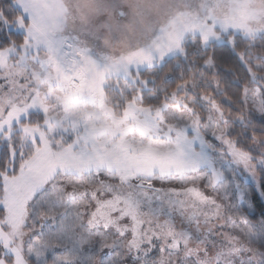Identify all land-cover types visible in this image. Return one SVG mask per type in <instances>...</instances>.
Segmentation results:
<instances>
[{
    "label": "snow or ice",
    "instance_id": "obj_1",
    "mask_svg": "<svg viewBox=\"0 0 264 264\" xmlns=\"http://www.w3.org/2000/svg\"><path fill=\"white\" fill-rule=\"evenodd\" d=\"M227 4L113 54L120 0H0V264H264V11Z\"/></svg>",
    "mask_w": 264,
    "mask_h": 264
},
{
    "label": "clouds",
    "instance_id": "obj_2",
    "mask_svg": "<svg viewBox=\"0 0 264 264\" xmlns=\"http://www.w3.org/2000/svg\"><path fill=\"white\" fill-rule=\"evenodd\" d=\"M78 2L79 14L88 25L95 24L101 16L107 15L106 10L100 9L104 0H78ZM120 2L128 9L129 19H134L135 23L120 34L118 41H112L110 34L106 35L105 39L113 52L122 53L141 40L146 29L165 21L175 11L176 0H120ZM219 11L223 12L224 9L221 8Z\"/></svg>",
    "mask_w": 264,
    "mask_h": 264
},
{
    "label": "rangeland",
    "instance_id": "obj_3",
    "mask_svg": "<svg viewBox=\"0 0 264 264\" xmlns=\"http://www.w3.org/2000/svg\"><path fill=\"white\" fill-rule=\"evenodd\" d=\"M243 5L244 8L243 10L245 12H260V11H264V0H243ZM227 0H225V7H227ZM252 21L254 24H261V20L259 19V17H253ZM111 36V40L112 41H118L120 39V34L119 33H114V34H110ZM107 41V40H106ZM107 45L109 47V44L107 42ZM110 51L111 48L109 47Z\"/></svg>",
    "mask_w": 264,
    "mask_h": 264
},
{
    "label": "trees",
    "instance_id": "obj_4",
    "mask_svg": "<svg viewBox=\"0 0 264 264\" xmlns=\"http://www.w3.org/2000/svg\"><path fill=\"white\" fill-rule=\"evenodd\" d=\"M111 52L113 53V54H118L119 52H113L112 50H111Z\"/></svg>",
    "mask_w": 264,
    "mask_h": 264
}]
</instances>
